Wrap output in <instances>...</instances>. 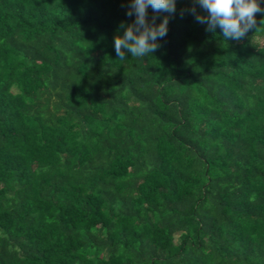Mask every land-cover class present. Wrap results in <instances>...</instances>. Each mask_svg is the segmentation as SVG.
Wrapping results in <instances>:
<instances>
[{
  "label": "trees",
  "instance_id": "16d2710c",
  "mask_svg": "<svg viewBox=\"0 0 264 264\" xmlns=\"http://www.w3.org/2000/svg\"><path fill=\"white\" fill-rule=\"evenodd\" d=\"M128 3L0 0V264H264V26Z\"/></svg>",
  "mask_w": 264,
  "mask_h": 264
},
{
  "label": "clouds",
  "instance_id": "9594fccd",
  "mask_svg": "<svg viewBox=\"0 0 264 264\" xmlns=\"http://www.w3.org/2000/svg\"><path fill=\"white\" fill-rule=\"evenodd\" d=\"M177 0H129L126 15L135 19L131 23L121 22L123 34L114 37V49L117 58L123 60L126 53L133 58H142L157 51L168 32L169 16L157 24L159 13L174 14ZM197 6L203 13L197 12ZM154 15L149 18L148 9ZM195 15L197 22L206 24L207 31L215 32L219 27L224 39L240 41L250 30L258 31L264 26V18L257 22L256 14L264 16V6L260 0H192L190 8L181 9Z\"/></svg>",
  "mask_w": 264,
  "mask_h": 264
}]
</instances>
